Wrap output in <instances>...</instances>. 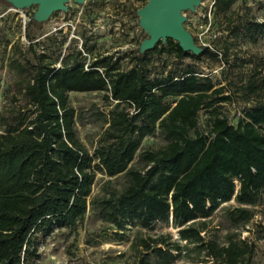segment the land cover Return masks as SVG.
Here are the masks:
<instances>
[{"label": "trees", "instance_id": "16d2710c", "mask_svg": "<svg viewBox=\"0 0 264 264\" xmlns=\"http://www.w3.org/2000/svg\"><path fill=\"white\" fill-rule=\"evenodd\" d=\"M235 1L215 0L214 5L226 15ZM10 8L12 3L0 0L2 14ZM43 25L34 15L29 18L26 43L21 38L13 42L0 26V264H35L40 258L38 235L56 229L77 232L98 172L126 174L129 181L104 200V221L125 231L130 224L152 229L172 217L179 228V240L165 234L136 236L131 244L134 264H171L180 257L197 263L252 264V245L233 239L228 244L206 241L197 223L233 198L254 205L264 193V59L245 61L250 68L239 70V80L223 71L225 82L220 83L191 64L178 76L172 71L153 74L155 52L159 58L173 55L178 62L205 57L221 61L220 52L210 46H201L196 55L168 39L153 51L141 53L139 48L129 69L121 67L124 54H105L95 56L86 70L82 51L55 54L52 44L38 50L31 31ZM235 30L257 42L264 37V22L245 21ZM228 53L229 48L221 55L232 67ZM70 92H103L111 106L102 113L108 126L93 152L78 135L79 116L70 105ZM237 95L248 105L233 123L224 104ZM201 111L208 114L206 132L199 129ZM158 130L167 145L143 154L144 170L132 168L144 139ZM253 216L245 207L229 215L235 224H246Z\"/></svg>", "mask_w": 264, "mask_h": 264}, {"label": "rangeland", "instance_id": "374dc122", "mask_svg": "<svg viewBox=\"0 0 264 264\" xmlns=\"http://www.w3.org/2000/svg\"><path fill=\"white\" fill-rule=\"evenodd\" d=\"M213 2L214 0H202L196 11L186 10L183 15L187 18L185 27L196 37L197 43L207 44L211 50L219 51L221 61L205 57L201 62L193 58L178 62L173 55L163 54L159 58L158 53L155 52L151 54L154 58V64L151 67L153 74L161 76L172 71L175 76H178L187 65L191 64L200 72L211 76L216 83H220L225 82L223 71L227 73L228 78L231 76L237 79L239 70L246 72L250 68L245 65V61L252 58L255 63H258L259 60L264 59V37L253 42L235 30L245 21L264 22V0H236L226 15L219 13ZM68 6L67 12L53 13L41 29L35 27L32 29V38L40 43V46H37L39 51L43 52L45 46L52 44L54 47L50 52L54 51L56 54L62 51L63 55H67L82 51L87 60L102 54L117 56L124 54L121 62L122 69H129L133 65L137 50L149 37L140 25V17L137 13L145 6L142 1L87 0L86 3L79 4L71 0ZM21 10H24L23 14L18 13V15H12L16 12L14 7L5 14L0 11V26L8 30V36L13 42L21 38L26 43L28 38L24 27L21 29L20 24L23 25L24 16L30 18L35 15L38 5ZM63 39H66L65 44L61 50H57L58 42ZM228 48L227 58L232 67L223 61L225 56L221 55ZM59 65L61 61L57 63V66ZM235 66H240V69ZM262 74L264 75V69ZM2 76L6 78L5 71ZM2 84L3 82L1 87ZM262 93L264 95V91ZM68 99L79 116L78 135L88 150L93 152L99 137L108 126L107 119L102 113H107L111 106L105 102L103 92H70ZM1 101L0 89V108ZM247 105L245 97L237 95L233 103L224 104V111L233 123H237ZM208 125V114L201 111L199 129L206 132ZM167 143V139L160 130L155 135L146 137L130 166L144 170L146 163L143 160V154L147 150L162 149ZM128 182L126 174L109 177L98 172L84 222L77 232L56 229L51 235H38L40 258L35 264H134L135 257L131 244L136 236L165 234L172 236V240H179V228L173 224L172 217L168 222L158 221L152 229L130 224L125 231H119L101 218L104 200L111 194L125 189ZM237 207L251 210L254 214L253 218L246 224L233 223L229 215ZM197 224L203 228L202 235L206 241L217 240L221 244H228L233 239L252 245L254 248L252 264H264V193L259 202L254 205L240 204L233 198L223 203L211 217L201 219ZM182 243L186 244V241ZM190 247L193 248L194 245ZM201 257L205 258V255ZM171 264H215V261L209 259L205 263H197L180 257Z\"/></svg>", "mask_w": 264, "mask_h": 264}, {"label": "water", "instance_id": "95a60500", "mask_svg": "<svg viewBox=\"0 0 264 264\" xmlns=\"http://www.w3.org/2000/svg\"><path fill=\"white\" fill-rule=\"evenodd\" d=\"M16 9L30 8L38 5L34 19L40 23L46 22L53 13L67 12L71 0H8ZM84 4L87 0H74ZM202 0H148L147 4L138 10L141 27L148 33L140 45V52L154 50L160 41L168 39L179 42L186 52L200 54L203 48L196 42L194 35L185 27L186 10L196 11ZM173 219V218H172Z\"/></svg>", "mask_w": 264, "mask_h": 264}, {"label": "built area", "instance_id": "2783aa9c", "mask_svg": "<svg viewBox=\"0 0 264 264\" xmlns=\"http://www.w3.org/2000/svg\"><path fill=\"white\" fill-rule=\"evenodd\" d=\"M213 3L215 4V0H214ZM14 10H15L16 12L21 13V14H23V12H24V10L16 9V8H14ZM28 21H29V17L27 18V17L24 16V18H23V20H22V23H23V27H24V28L26 27ZM200 46H208V45H207V44H203V45H200ZM102 55H105V54H102ZM92 59L94 60V59H96V57H94V58H92ZM91 61H92L91 59L87 60V62H86V70H89V69H90L89 65H90ZM59 66H60V65H59ZM100 70L102 71L101 68H100ZM109 94H110V93H109ZM116 102H117V101H115V103H116Z\"/></svg>", "mask_w": 264, "mask_h": 264}]
</instances>
